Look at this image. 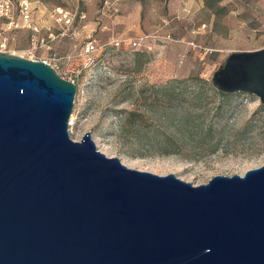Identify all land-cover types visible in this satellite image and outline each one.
Segmentation results:
<instances>
[{
  "label": "water",
  "instance_id": "obj_1",
  "mask_svg": "<svg viewBox=\"0 0 264 264\" xmlns=\"http://www.w3.org/2000/svg\"><path fill=\"white\" fill-rule=\"evenodd\" d=\"M264 106V47L213 72ZM76 85L0 51V264H264V163L194 185L68 133Z\"/></svg>",
  "mask_w": 264,
  "mask_h": 264
},
{
  "label": "rangeland",
  "instance_id": "obj_2",
  "mask_svg": "<svg viewBox=\"0 0 264 264\" xmlns=\"http://www.w3.org/2000/svg\"><path fill=\"white\" fill-rule=\"evenodd\" d=\"M11 1L0 51L76 85L71 139L90 131L106 156L194 185L264 163L259 98L211 81L230 53L264 47V0H28L29 27Z\"/></svg>",
  "mask_w": 264,
  "mask_h": 264
},
{
  "label": "built area",
  "instance_id": "obj_3",
  "mask_svg": "<svg viewBox=\"0 0 264 264\" xmlns=\"http://www.w3.org/2000/svg\"><path fill=\"white\" fill-rule=\"evenodd\" d=\"M16 7H17L16 12L18 13L19 18L21 19V22H24L28 27L31 26L32 17H31L30 2L28 0H19ZM12 8H13V3L11 0H1L0 17L4 16L6 18H10L11 13L13 12ZM58 12L62 15V18L65 19L66 23H70V21H72V18L68 16L69 15L68 12H64L62 9H60ZM12 23L13 21L12 19H10L9 25H12ZM42 61L49 64L46 60H42Z\"/></svg>",
  "mask_w": 264,
  "mask_h": 264
},
{
  "label": "trees",
  "instance_id": "obj_4",
  "mask_svg": "<svg viewBox=\"0 0 264 264\" xmlns=\"http://www.w3.org/2000/svg\"><path fill=\"white\" fill-rule=\"evenodd\" d=\"M219 91V90H218ZM220 92V91H219ZM222 95H226L228 93H223V92H220ZM210 126H207L206 128H203L201 130H204V133H208L210 131ZM167 142V141H166ZM215 149H217V143L215 142V144L212 146L211 148V151H214Z\"/></svg>",
  "mask_w": 264,
  "mask_h": 264
}]
</instances>
